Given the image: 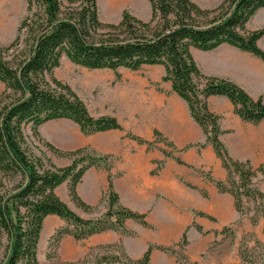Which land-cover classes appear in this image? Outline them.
<instances>
[{"label":"trees","instance_id":"16d2710c","mask_svg":"<svg viewBox=\"0 0 264 264\" xmlns=\"http://www.w3.org/2000/svg\"><path fill=\"white\" fill-rule=\"evenodd\" d=\"M26 2V13L15 39L6 46L0 45V81L6 87L0 89V247L5 241V254L0 264H39L38 244L49 215H57L68 222V226L57 231L54 237L57 241L67 234L82 240L106 230L131 235L125 225L127 219L150 226L146 213L120 204L110 172L113 156L100 155L90 146L64 151L41 136L40 126L59 119L71 120L85 135L122 129L115 116L93 115L75 90L54 76V69L63 56L88 69L117 71L119 68L139 70L143 66H162L165 72L162 80L170 82L173 91L187 102L191 116L206 136V143L212 145L227 170L226 180H215L210 174L206 178L220 192L233 196L239 213L248 215L251 210L247 203L255 204L253 213L249 214L253 224L260 217L264 219V192L258 187L259 177L264 180V166L255 167L250 161L230 156L220 139L223 133L219 125L221 116L209 109L208 97H228L235 113L254 124L264 120V100L261 96L251 97L229 79L202 73L191 51L192 48L212 50L227 43L264 61V50L258 45L264 27L246 28L251 16L264 7V0H222L211 9L193 0H148L151 8L148 21L125 9L117 23L100 19L98 0ZM26 129L31 131V137ZM154 135L155 141H164L175 148L158 130ZM129 136L139 143L153 145L140 137ZM43 146L71 162L57 166L45 154ZM162 151L165 157L187 165L171 151ZM90 167L109 172L108 204L102 216L85 219L73 211L55 189L69 180L72 200L80 208L91 210L76 190ZM186 185L198 189L190 183ZM200 192L208 196L206 190L200 189ZM197 214L214 219L203 212ZM196 228L202 231L200 225ZM220 233L230 238L235 236L232 227H225ZM247 238L253 246L248 244ZM241 239V264H258L254 252L256 248L264 249V243L251 233L244 234ZM187 242L185 231L178 243L149 244L138 258L129 256L121 242L109 244L103 247L110 250L112 256L104 253L94 264H150L153 249L175 257ZM177 261L188 264L185 257Z\"/></svg>","mask_w":264,"mask_h":264},{"label":"crops","instance_id":"0c3cea01","mask_svg":"<svg viewBox=\"0 0 264 264\" xmlns=\"http://www.w3.org/2000/svg\"><path fill=\"white\" fill-rule=\"evenodd\" d=\"M193 1L203 8L211 9L222 0ZM105 3L109 19H115L121 14L118 19L120 20L122 12L128 9L136 17L147 20L140 9L145 0H99L98 7L101 9ZM101 13L100 10V17ZM102 18L112 22L104 16ZM19 24L16 32L12 30L10 37L0 41V44L6 46L15 39ZM263 27L264 7L246 23L247 30ZM3 28L4 24H0V35L6 31ZM258 45L264 50V35L258 40ZM191 51L202 73L229 79L251 97L261 96L264 100V61L261 58L227 43L212 50L192 48ZM106 93L99 95V109L95 116H115L122 129L85 135L75 124V133L69 135V141L52 142L64 151L90 146L100 155L113 156L115 160L110 172L114 177L113 188L119 195V202L134 211L146 213V220L153 226L152 231L156 236L145 237L148 229L132 219H127L126 225L136 233L134 239H137V246L130 242L133 237L121 235L116 230H106L78 241L67 235L62 239L63 245L73 244V241L78 242V245L74 250H65L63 257L83 258L91 248L121 242L127 254L138 258L146 251L149 242L171 245L178 242L185 231L189 236L201 235L196 225L202 227V232L207 234V240L211 242L222 236L220 231L223 228L232 227L236 240L251 233L264 243V219L260 217L258 222L253 224L249 215L237 211L230 193L220 192L215 184L206 178V175L210 174L215 180H226L227 170L212 145L206 143L202 128L191 116L189 106L183 98L172 88H125L121 92ZM208 106L213 113L221 116L219 125L223 133L220 139L230 156L236 160L250 161L255 167L264 166V120L257 124L243 120L235 113L230 99L223 95L209 96ZM155 130L174 144V156L182 159L187 165L179 164L172 157H165L162 151L164 145L155 142ZM129 134L153 142V145L139 143ZM70 162L71 160L67 159L62 166ZM108 175L109 172L103 168L90 167L77 184L78 196L92 208L88 211L76 207L70 196L69 180L59 185L55 192L81 217L97 218L107 208ZM186 183L198 189L190 188ZM260 188L264 192V181ZM200 189L206 190L208 196H203ZM197 212H203L214 219L200 216ZM64 223L65 220L61 217L49 215L44 221V226L55 228ZM188 241L191 242V238ZM190 244L192 246V243ZM189 253L188 264H217L215 257L202 261L195 254L196 251L191 250ZM150 264L180 263L174 256L153 249ZM223 264H230V261H224ZM238 264H241L240 260Z\"/></svg>","mask_w":264,"mask_h":264},{"label":"rangeland","instance_id":"374dc122","mask_svg":"<svg viewBox=\"0 0 264 264\" xmlns=\"http://www.w3.org/2000/svg\"><path fill=\"white\" fill-rule=\"evenodd\" d=\"M26 6H27L26 0H0V24H4L5 28L3 29L6 30L2 35H0V41L6 40L8 37H10L12 30H15L16 32V27L18 23H20L23 17L22 15H25L26 13ZM105 7H106V3L102 5L101 9L99 8V14L101 10L102 17L104 16L107 19L108 14L106 13ZM140 9L147 18V20L145 21H148L151 17V8L147 0H145V3L140 6ZM120 15L117 16L115 19L108 18V20H112L111 23H115V22L117 23L118 21H120L118 20L120 18ZM102 17H100L102 21L108 22L107 20H104ZM0 45L4 46L3 44ZM164 73H165L164 68L160 65L143 66L139 70H130L127 68H119L117 71H113L109 69H88L83 66L74 64L66 56H63L61 58L60 65L54 69V76L57 79L61 80L62 82L70 85L75 90V92L85 101V103L88 106V109L94 115L99 109L98 108V105L100 103V101H98L99 95L101 94L105 95L107 94L106 93L107 91L121 92L125 90V87L131 85L142 86L143 88H171L170 82L162 80ZM4 88H6L5 84L3 82L0 83V89L3 90ZM75 126H76L75 123L72 122L71 120L59 119V120H53V122H47L43 124L42 126H40L39 131L41 136L45 140H48L50 142H52V140L54 142L61 140L69 141L71 139L69 135L75 133V128H76ZM26 133L31 137V131L29 129H26ZM48 135H50L49 136V138H51L50 140L48 139ZM155 142H160L161 144L164 145V149L171 151L172 153L176 151V147L175 148L169 147L165 144L164 141H155ZM42 149L44 150L45 154L48 157H50L57 166L64 165L67 159H69L67 157L57 155L56 153L47 149L45 146H43ZM259 179L260 180L258 182V187L261 190L260 187L262 186L264 180H262L261 177H259ZM75 205L77 208H80L76 203ZM247 206L251 210V212L249 211L247 213L249 215L253 213V209L256 207V205L253 204L251 201H249L247 203ZM106 210L104 211V213L106 212ZM103 214H101V216ZM134 222L139 223L136 221ZM66 226H68V222L66 220L63 225L60 226L57 225L55 228H51V227L48 228L47 226H44L41 232V237L37 249L39 264H94L95 261L98 259V257L104 253L108 256H112L110 250L105 249L103 246H99L97 248H91L89 251H87V253L83 256V258L81 257L77 259H69L65 256L63 257V252L65 250L66 251L74 250L75 249L74 247L78 245L77 244L78 242L75 243L74 241L73 244H69L67 246L62 244L63 237L69 234L64 235L60 241H57L54 238L57 231ZM126 227L129 231L132 232V234L131 235L122 234L120 232L121 235H127L133 237L132 241L130 242L134 246H137V239H134V237H136L135 236L136 233L132 229H130L127 225ZM144 227L148 229L147 234H144L145 237L152 238L156 236L155 232L152 231V229H154L152 225L148 227L147 226ZM201 233L202 234L197 235V237H195L193 234H190V236L187 234V239L189 240V238H191V242L188 241L187 244H185L184 248L178 251V254H176L175 257L179 260H183V258L185 257L188 263H190L188 260V254H190L189 252L193 250L196 251L195 254H197L199 260L202 261L208 260L209 257L210 258L215 257L214 259L217 261V264H223L224 261H230V264H238V261L240 260L239 259L240 251L243 249L241 245L242 239L236 240L235 236L234 239L225 236V234H222V236H219V239L211 242L210 240H207L206 233H203L202 231ZM181 238L179 239V241H181ZM247 240H248V244L253 246V242L250 240V238H247ZM75 241L78 240L75 239ZM4 242L5 241H3V245H1L0 247V260L3 259V256L5 254ZM190 243H192V246ZM149 244L161 245L152 242H149L148 245ZM176 248L179 249L178 247ZM117 252L121 253V249H118ZM263 254H264L263 248H256L254 255L258 264L264 263V261L261 262V256Z\"/></svg>","mask_w":264,"mask_h":264},{"label":"bare ground","instance_id":"6f19581e","mask_svg":"<svg viewBox=\"0 0 264 264\" xmlns=\"http://www.w3.org/2000/svg\"><path fill=\"white\" fill-rule=\"evenodd\" d=\"M125 88H143V87L142 86L131 85V86H128V87H125Z\"/></svg>","mask_w":264,"mask_h":264}]
</instances>
